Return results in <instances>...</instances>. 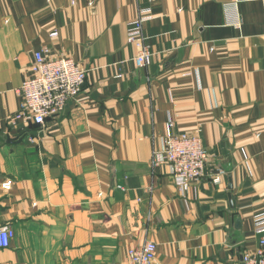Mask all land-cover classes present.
Masks as SVG:
<instances>
[{
    "label": "crops",
    "instance_id": "crops-1",
    "mask_svg": "<svg viewBox=\"0 0 264 264\" xmlns=\"http://www.w3.org/2000/svg\"><path fill=\"white\" fill-rule=\"evenodd\" d=\"M142 11L139 70L127 31ZM43 47L86 80L32 128L18 89ZM169 122L208 153L182 190L151 166ZM263 211L264 0H0V228L14 232L0 264H130L147 241L152 264H242Z\"/></svg>",
    "mask_w": 264,
    "mask_h": 264
},
{
    "label": "built area",
    "instance_id": "built-area-1",
    "mask_svg": "<svg viewBox=\"0 0 264 264\" xmlns=\"http://www.w3.org/2000/svg\"><path fill=\"white\" fill-rule=\"evenodd\" d=\"M151 20L149 11H142L127 31V43L135 48L132 59L137 69L151 64L153 53L143 36L142 25ZM54 33L51 36L55 37ZM86 80V71L69 57L54 56L48 47L33 53L29 75L18 89L21 98L16 119L26 125L44 126L48 119L60 115L67 102L78 95ZM160 147L153 150L151 166L167 165L176 186L182 190L187 185L202 180L208 173V153L203 145L201 132L173 133L169 122ZM212 182L220 183L222 170L211 173ZM12 182L6 180L1 187L8 191ZM253 231L259 237L255 252L242 256V264H264V211L253 216ZM14 232L8 227L0 228V248H7ZM156 246L152 242L129 250L130 264H152Z\"/></svg>",
    "mask_w": 264,
    "mask_h": 264
},
{
    "label": "water",
    "instance_id": "water-1",
    "mask_svg": "<svg viewBox=\"0 0 264 264\" xmlns=\"http://www.w3.org/2000/svg\"><path fill=\"white\" fill-rule=\"evenodd\" d=\"M32 128H37L39 125H30Z\"/></svg>",
    "mask_w": 264,
    "mask_h": 264
}]
</instances>
